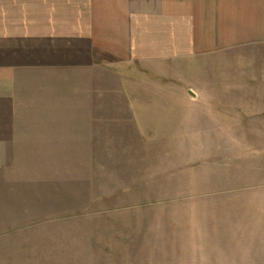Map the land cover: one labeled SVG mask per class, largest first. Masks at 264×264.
<instances>
[{
  "label": "rangeland",
  "instance_id": "1",
  "mask_svg": "<svg viewBox=\"0 0 264 264\" xmlns=\"http://www.w3.org/2000/svg\"><path fill=\"white\" fill-rule=\"evenodd\" d=\"M249 59L186 53L18 91L0 108L18 123L0 133V264H264V125L247 135L222 108L239 68L264 69Z\"/></svg>",
  "mask_w": 264,
  "mask_h": 264
},
{
  "label": "crops",
  "instance_id": "2",
  "mask_svg": "<svg viewBox=\"0 0 264 264\" xmlns=\"http://www.w3.org/2000/svg\"><path fill=\"white\" fill-rule=\"evenodd\" d=\"M257 46L264 47V0H0V108L61 72L186 53H231L254 62L264 58L247 53ZM249 68L248 77L239 68L238 80L224 89L223 118L257 138L264 69ZM13 124L11 115L0 117L2 140Z\"/></svg>",
  "mask_w": 264,
  "mask_h": 264
}]
</instances>
